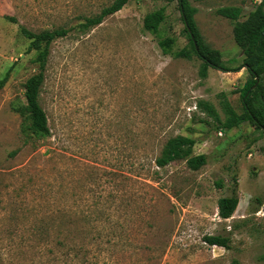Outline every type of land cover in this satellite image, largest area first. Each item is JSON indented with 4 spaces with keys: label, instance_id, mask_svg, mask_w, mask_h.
<instances>
[{
    "label": "rangeland",
    "instance_id": "rangeland-1",
    "mask_svg": "<svg viewBox=\"0 0 264 264\" xmlns=\"http://www.w3.org/2000/svg\"><path fill=\"white\" fill-rule=\"evenodd\" d=\"M112 1L0 0V264H264V133L247 121L225 130L196 105L211 103L223 120L226 99L241 114L246 71L209 67L202 78L195 55L161 52L164 36L173 51L189 48L178 0H129L79 32ZM187 1L204 43L238 66L233 22L216 9L240 6L242 20L261 0ZM156 9L165 20L152 35L142 18ZM19 26L67 30L48 47L44 134L16 110L38 72ZM176 135L207 156L199 169L182 159L155 166ZM233 179L238 204L222 219L217 201ZM216 233L229 235V248L203 241Z\"/></svg>",
    "mask_w": 264,
    "mask_h": 264
},
{
    "label": "trees",
    "instance_id": "trees-1",
    "mask_svg": "<svg viewBox=\"0 0 264 264\" xmlns=\"http://www.w3.org/2000/svg\"><path fill=\"white\" fill-rule=\"evenodd\" d=\"M129 0H113L109 5L103 7L96 15L86 16L78 23V30L85 33L91 28L100 24L104 18L120 10ZM138 1V0H135ZM181 19L184 24L189 48L182 47L178 50L172 49L175 39L170 36L158 38L157 44L161 52L173 58L190 59L195 55L200 61L199 75L202 78L207 76L209 67L222 71H239L244 68L248 78L239 88V97L243 112L238 114L228 100L221 103L224 119L221 120L214 106L205 101H197V107L209 117L213 118L225 130H230L243 122H249L264 133V0H261L249 11L244 19L242 7L224 6L216 9V13L233 22L232 35L235 44L242 52L240 64L234 68H226L222 64L221 52L211 48L202 40L199 30L194 21L196 8L191 6L187 0H178ZM9 20L14 21L12 17ZM165 20V13L162 9L148 12L142 18V28L152 35H159L160 25ZM19 32L29 40V49L36 51L35 61L38 64V72L29 76L23 84V105H17L16 110L23 113L28 121L27 128L32 133H47V117L40 103V92L43 85V71L45 68L48 47L56 38L62 37L67 30L58 28L54 30H42L32 32L19 26ZM4 79H0V88ZM195 140L189 136L176 135L169 138L163 145L160 154L154 159L155 166L162 168L172 161L182 159L188 168L199 169L207 161L205 154L192 155ZM215 185L222 186L221 181H216ZM238 204L236 191V181L229 195L222 196L217 201V213L222 219L232 216ZM203 241L208 245H216L229 248V235L220 233L208 234L203 237ZM231 264H240L233 260Z\"/></svg>",
    "mask_w": 264,
    "mask_h": 264
},
{
    "label": "crops",
    "instance_id": "crops-1",
    "mask_svg": "<svg viewBox=\"0 0 264 264\" xmlns=\"http://www.w3.org/2000/svg\"><path fill=\"white\" fill-rule=\"evenodd\" d=\"M243 70H244V68H241L239 71H236L235 72L236 76L240 77V76L244 75V71Z\"/></svg>",
    "mask_w": 264,
    "mask_h": 264
}]
</instances>
